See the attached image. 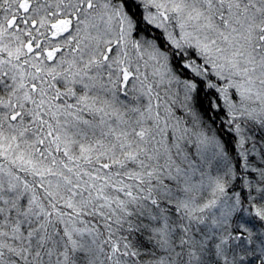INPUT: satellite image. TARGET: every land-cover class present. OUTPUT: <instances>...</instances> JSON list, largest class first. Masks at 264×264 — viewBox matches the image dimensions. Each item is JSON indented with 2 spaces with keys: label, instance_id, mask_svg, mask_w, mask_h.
I'll return each mask as SVG.
<instances>
[{
  "label": "snow or ice",
  "instance_id": "snow-or-ice-1",
  "mask_svg": "<svg viewBox=\"0 0 264 264\" xmlns=\"http://www.w3.org/2000/svg\"><path fill=\"white\" fill-rule=\"evenodd\" d=\"M0 264H264V0H0Z\"/></svg>",
  "mask_w": 264,
  "mask_h": 264
}]
</instances>
